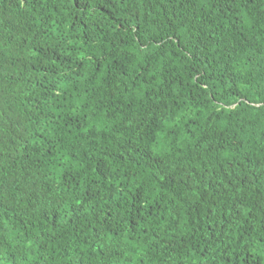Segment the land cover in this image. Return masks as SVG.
I'll return each mask as SVG.
<instances>
[{"label": "trees", "instance_id": "obj_1", "mask_svg": "<svg viewBox=\"0 0 264 264\" xmlns=\"http://www.w3.org/2000/svg\"><path fill=\"white\" fill-rule=\"evenodd\" d=\"M0 264H264V0H0Z\"/></svg>", "mask_w": 264, "mask_h": 264}]
</instances>
